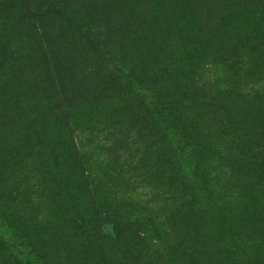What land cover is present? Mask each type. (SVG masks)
<instances>
[{"label": "rangeland", "instance_id": "obj_1", "mask_svg": "<svg viewBox=\"0 0 264 264\" xmlns=\"http://www.w3.org/2000/svg\"><path fill=\"white\" fill-rule=\"evenodd\" d=\"M263 2L205 0L192 28L182 30L167 15L169 0H137L115 19L104 1L91 13L95 20L85 9L98 41L93 28L69 24L68 13L91 0H0V35L7 36L0 56V264H37L43 255L97 264L72 228L97 216L118 234L109 247L119 255L107 251L113 264H159L145 252L146 238L156 242L151 228L127 224L153 217L170 244L164 264H264V172L255 177L247 169L259 159L252 150L264 146V18L252 14ZM139 27L155 41H140ZM194 30L212 49L182 39ZM109 47L118 54L105 61L100 55ZM203 81L214 85L210 100ZM160 86L185 92V100L160 108ZM215 137L230 144L218 150L229 173L193 144ZM101 143L117 152L108 155ZM189 149L209 178L218 161L217 181L192 178ZM167 160L179 162L178 172L167 170ZM29 184L41 186L48 201H31L23 192ZM18 236L43 255L10 254Z\"/></svg>", "mask_w": 264, "mask_h": 264}, {"label": "trees", "instance_id": "obj_2", "mask_svg": "<svg viewBox=\"0 0 264 264\" xmlns=\"http://www.w3.org/2000/svg\"><path fill=\"white\" fill-rule=\"evenodd\" d=\"M91 1L93 4L90 3L89 5H87V7H85L84 5L78 6L72 12L68 13V16H71V18L69 19V24L72 26L78 27L83 32H91L93 28L94 33H95L93 37L99 41V36L97 35V29L93 27L92 25L88 24V21L86 18L87 13L85 9L86 8L91 9L89 10V15L92 16L93 20H95L96 16L91 14L93 12V9L96 8L99 4L106 1L109 3V5L107 6L108 12H109L108 19H115L119 12L125 13L128 10H130L132 5L136 3L137 0H118L117 2L115 0H91ZM169 1L171 4V7L167 12L168 17L171 20H173L175 24H177L178 28H181L182 30L184 29L188 30L192 28V21L194 19L193 17L194 14L195 15L197 14L198 8L204 5L205 0H169ZM163 3L164 1L160 2L159 4L162 5ZM222 4H223L222 7H225V9L229 10L230 12V9L228 8V6L224 4L223 2ZM252 14H254L253 15L254 17H257L259 19V20L256 19L257 22L262 21L261 19L264 18V2H263L262 8L257 11V15H255V12H253ZM143 16H147V15H143ZM143 23H144V19L142 18V16H139L136 21V24H140L139 26H143ZM137 30L139 31H137L136 34L138 35H136V37L140 41H144V42L146 41L150 42L151 40L155 41L154 36H152L150 31H147V29H145L144 27H139L137 28ZM6 37L7 36H5L4 34L0 35V56L6 53L4 49V47L6 48V41H7ZM101 38H102V35L100 34V39ZM182 39L185 40L186 42H189V44L194 43V40H197L199 46H201L205 50L212 49V43L209 40H205V39L202 40L198 38V33L195 30H194V34L188 35V37L182 38ZM2 45H4L3 48H2ZM118 50L119 49L117 48H111V47L105 48L103 50V53L100 55L101 59H104L105 61L114 60L116 55L118 54L117 53ZM165 60L166 58H163V57H161L160 59V61H163V62ZM129 75L132 76L131 74ZM200 85L199 87L201 88V90H203L205 97L208 100H210L211 98L215 96V91H213L214 85L212 82L203 81V85L201 83ZM158 88H159L158 92L156 93L154 99L158 103L159 107L162 109H166L168 104L172 102H178V103L183 102L186 98V94L183 91H175L171 88L161 87V86ZM163 104L165 105V107ZM111 126L115 127L117 125L112 124ZM229 142L231 143V141ZM193 144L198 146L200 149H203L206 152L210 153L212 157L214 156L217 158L219 157L221 167L226 169L228 173L230 172L231 165L227 164L223 156V153L221 152L222 150L226 149L227 146H229L230 144L226 146L224 143L220 141L218 145V138L216 137L212 141H209L208 143H202L201 146H199L198 140L193 142ZM18 147H19V144L15 142V145H14L15 150ZM36 147L37 146H34L35 149ZM99 147L101 149H104L108 155H113L115 152H117L116 150L111 149L110 146L105 145L104 143H101ZM256 149L257 148L252 150V153L250 155L251 157H253V155L256 154L259 157V159L258 160L253 159L254 161L251 162L247 167V169L251 173H253L255 177L257 174L264 172V146L258 147L257 150ZM18 150H22V147L20 146ZM189 150L195 156V160L192 157L187 159V161L189 162L187 163V168L188 169L190 168L188 171L191 173L192 178H194L197 181V183H201L203 181L212 183V181L213 182L217 181L218 179L217 162L218 161L217 160L211 161V163H213L212 165L213 169L211 172V177L209 178L208 176L205 175V169H204L205 165L201 166L200 162L197 159V153L195 149H189ZM218 150H221V151H218ZM232 159L234 158L232 157ZM178 163L179 162L173 163L172 160H167V163L165 165H167L166 167L167 170L170 169L171 172H178V169H180V167L178 166ZM232 163L235 164L236 161L232 160ZM136 166H139V165H136ZM23 192L29 193L31 195V201H48V198H49L48 195H46L45 190L41 189V186H34L33 184H29L25 186L23 188ZM70 197L71 196L69 194V196L67 197V200L70 201ZM63 203H67V202H63ZM32 204L33 203L31 202L30 205ZM62 206H65V204ZM66 208L67 207H65V209ZM0 209L2 210V208ZM166 209H167L166 207H162L160 209L159 214H162V212H165ZM148 211L149 213H153L154 215L158 213V210L156 209L153 210L149 208ZM3 215L5 216L4 212L0 211V219L3 218ZM254 216H258V213L254 214ZM157 219H158L157 217L142 219V220L141 218H139L138 220L128 222L127 224L130 230H135L137 225L139 224H144L145 226H148L151 228L150 231H147L148 237L149 235L153 236L154 238H156V242L152 243L151 241H149L148 238H146L147 242H144V243L147 245L146 251H145L147 252V258L151 261H156L159 264H164L167 262L166 261L167 257L163 255V251L166 248H168L170 244L165 239L166 233H164V231L161 229L160 225L158 224L161 221H158ZM106 220L107 218L104 216H100V217L97 216V217H94V219H89V222L78 221V220L72 221V228L80 235L81 239L83 240L85 249L87 251L86 252L87 255L88 256L90 255L92 257L96 256V259L98 260L96 261L97 264H99V262L100 264L101 263L113 264L112 258L115 257L116 255L117 256L119 255L117 254L116 250H113L115 247H109V242L115 239V237H117L118 234L117 236H115L113 229H110V223ZM117 225L126 226V223L117 222ZM63 234L65 236V233L62 231L61 235ZM24 236H22V238L19 236L17 237L16 242L13 243L14 247L12 244V246L9 248L10 254H13V252L14 253L17 252L18 254L22 255L23 258L33 257L36 254V252L39 253L40 255H43L37 246L35 247L30 246L28 244L30 240ZM108 248H111L112 249L111 252L115 254V256H113L111 259L107 252L109 250ZM128 248L130 249V256L131 255L135 256L132 250V247H128ZM258 249L261 250V252H264V242L260 244V247ZM263 256H264V253H263ZM100 258L103 259L104 261H100L99 260ZM37 259H38L37 264H63L62 262H60L56 258L51 257L50 255H47V257L43 255L42 258L37 257ZM263 259L264 257L262 258V260ZM205 260L206 258L202 261V263H204ZM125 264H129L128 261L125 262Z\"/></svg>", "mask_w": 264, "mask_h": 264}]
</instances>
